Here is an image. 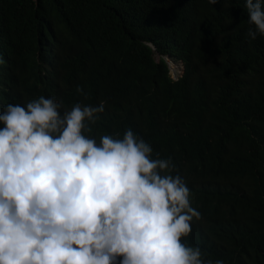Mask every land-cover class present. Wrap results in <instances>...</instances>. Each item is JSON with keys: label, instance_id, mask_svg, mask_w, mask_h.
<instances>
[{"label": "trees", "instance_id": "obj_1", "mask_svg": "<svg viewBox=\"0 0 264 264\" xmlns=\"http://www.w3.org/2000/svg\"><path fill=\"white\" fill-rule=\"evenodd\" d=\"M250 28L246 0H0V111L104 101L94 134L131 128L190 188L202 219L185 242L264 264V36Z\"/></svg>", "mask_w": 264, "mask_h": 264}, {"label": "clouds", "instance_id": "obj_2", "mask_svg": "<svg viewBox=\"0 0 264 264\" xmlns=\"http://www.w3.org/2000/svg\"><path fill=\"white\" fill-rule=\"evenodd\" d=\"M262 2L246 0L251 40ZM104 112L43 95L0 111V264H225L185 242L202 214L172 160L131 128L94 134Z\"/></svg>", "mask_w": 264, "mask_h": 264}, {"label": "rangeland", "instance_id": "obj_3", "mask_svg": "<svg viewBox=\"0 0 264 264\" xmlns=\"http://www.w3.org/2000/svg\"><path fill=\"white\" fill-rule=\"evenodd\" d=\"M170 65V73L173 78H177L183 72V64L181 61H175L173 58H166Z\"/></svg>", "mask_w": 264, "mask_h": 264}]
</instances>
